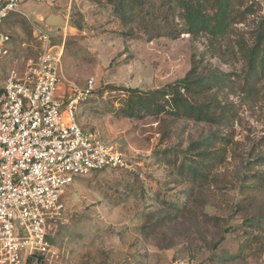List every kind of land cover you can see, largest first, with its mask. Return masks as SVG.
Returning a JSON list of instances; mask_svg holds the SVG:
<instances>
[{"label":"rangeland","instance_id":"1","mask_svg":"<svg viewBox=\"0 0 264 264\" xmlns=\"http://www.w3.org/2000/svg\"><path fill=\"white\" fill-rule=\"evenodd\" d=\"M237 5L243 14L215 46L204 32L149 38L144 28L123 24L112 6L93 0H29L21 7L26 15L1 22L0 31L11 36L6 58L19 65L34 54L39 31L55 40L66 31L58 94L93 78L95 91L76 110L79 121L132 165L67 185L68 222L53 235L44 264H264V236L254 238L249 226L264 221V79L248 80L239 52L260 29L264 0ZM195 73L224 78L192 100L217 97L229 108L213 110L217 122L177 117L168 108L140 117L124 112L127 88L149 92ZM207 139L222 158L208 182L189 193L192 183L177 176L163 153H176L180 163L197 157Z\"/></svg>","mask_w":264,"mask_h":264},{"label":"built area","instance_id":"2","mask_svg":"<svg viewBox=\"0 0 264 264\" xmlns=\"http://www.w3.org/2000/svg\"><path fill=\"white\" fill-rule=\"evenodd\" d=\"M24 1L0 0V24ZM66 34L55 40L39 31L34 54L19 65L6 58L11 36L0 31V264H44L53 235L68 222L67 185L132 166L79 121L76 110L95 91L93 78L58 94Z\"/></svg>","mask_w":264,"mask_h":264},{"label":"trees","instance_id":"3","mask_svg":"<svg viewBox=\"0 0 264 264\" xmlns=\"http://www.w3.org/2000/svg\"><path fill=\"white\" fill-rule=\"evenodd\" d=\"M98 4L106 2L112 6L115 15L125 25L131 28H144V34L153 38L166 34L178 37L181 33L192 34L208 33L213 46L220 43L232 28L233 23L243 13L238 7L241 0H93ZM105 6V5H104ZM179 17L183 22L182 27L175 24L171 16ZM184 26V27H183ZM239 52L246 63V76L250 81L264 79V20L253 36L249 45L240 44ZM224 80V78H221ZM221 79L195 73L193 78L188 77L186 82L175 81L163 88L149 92L140 91L138 88H127L131 92L126 107L123 109L129 116L140 117L144 113L160 114L168 110L177 117L194 118L208 122H217L215 108H224L217 97L206 103L193 102L199 94H205L210 87L209 83ZM253 92V86H248V93ZM264 96V93H263ZM168 108V110H167ZM197 157L186 155L179 163L176 153L165 151L163 159L167 164L177 167V176L187 178L191 189L202 188L209 178L212 168L217 160H221L220 150L212 148L211 139L203 143ZM173 210H179L178 203H166ZM252 232L256 236H264V221L250 223Z\"/></svg>","mask_w":264,"mask_h":264},{"label":"crops","instance_id":"4","mask_svg":"<svg viewBox=\"0 0 264 264\" xmlns=\"http://www.w3.org/2000/svg\"><path fill=\"white\" fill-rule=\"evenodd\" d=\"M29 4V0H25L24 1V3L21 5V7L22 6H26V5H28ZM21 7H20V9H19V11L18 12H13V13H11V14H14L15 15V19H16V17L18 16V15H26V13H24L22 10H21ZM14 19V20H15ZM40 19H42V17L40 18ZM60 30V29H59Z\"/></svg>","mask_w":264,"mask_h":264}]
</instances>
